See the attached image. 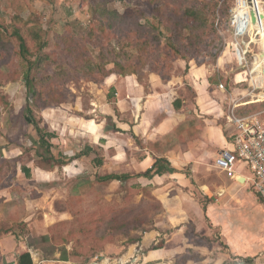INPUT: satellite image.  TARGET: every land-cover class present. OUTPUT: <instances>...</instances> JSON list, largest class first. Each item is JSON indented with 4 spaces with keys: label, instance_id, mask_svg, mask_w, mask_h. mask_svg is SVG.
Masks as SVG:
<instances>
[{
    "label": "rangeland",
    "instance_id": "rangeland-1",
    "mask_svg": "<svg viewBox=\"0 0 264 264\" xmlns=\"http://www.w3.org/2000/svg\"><path fill=\"white\" fill-rule=\"evenodd\" d=\"M235 4L236 0H0V128L4 123L16 130L11 137L14 140L22 134L27 137V130L31 128L23 82L27 63L19 55L17 41L10 34L14 28H20L32 48L30 35L26 36L31 27H37L45 41L40 53L51 54L57 62H64V58L69 61L64 65L69 77L59 80L49 77L56 69L53 65L42 75H47L46 78L35 84V91L40 95L33 97L35 107L31 117L42 133H51L41 116L45 109L60 107L68 112V122H58L62 128L65 125L70 129H65L66 141L54 144L55 147L67 144L65 147L86 148L87 144L78 141L73 133L80 124L74 116H89L81 111L79 103L85 108L87 100L84 98L90 94V84L102 80L98 78L94 82L71 72L72 58L61 54L54 45L55 36L63 31L73 36L76 51L82 52V57L89 55L93 59L103 51L109 59L112 57V50L109 49L111 53L106 51L109 45L112 48L117 39L122 43L129 41L133 51L129 69L135 70L141 81L152 71L185 81L189 67L199 68L209 77L208 91L212 98L221 101V104H213V111L218 106L223 111L218 117L221 124L225 125V115L235 104H238L235 109L248 114L260 113L264 120V90L255 88L256 73L259 71L262 75L264 70V31L258 29L260 35L253 34L252 42L248 35H237L232 23ZM102 5L119 13L130 7L140 8L142 16L137 23L127 17L114 29L108 28L98 21L96 11ZM185 7L202 8L207 14L209 29L197 39L186 37L185 29L180 37L179 27L185 24L181 16ZM252 29L248 24L246 33L251 35L255 31ZM171 35L178 42L172 41ZM168 39L178 46L185 61L172 55L166 44ZM235 40L247 49L245 65H240L235 58ZM141 43H144L143 48L139 49ZM33 52L27 56L30 61L36 56ZM112 66L108 63L105 67ZM33 73L38 75L32 68L30 75ZM219 84L223 88H219ZM184 86L182 95L192 101L194 92L189 85ZM54 133L51 134L57 137ZM38 140L33 161L42 169H55L59 178L50 184L37 183L35 188L32 182H15L18 192L14 193L17 197L14 202L23 209L11 216L4 209L0 217V236L13 235L44 264L64 258L70 264H243L242 258L228 252L218 230H209L205 223L198 225L195 216L168 218L162 202L151 193V185L142 186L135 177L110 184L98 180L100 175L94 174L93 169L80 176H61L63 165L47 161L48 155L43 159L44 145ZM95 152L97 156L99 151ZM1 164L9 165L5 160ZM7 170L5 168V172ZM45 191L46 198L39 201L37 198ZM25 200L36 202V206H30V216L23 215L24 208L28 207H24ZM200 200L204 203L206 198ZM176 219H182V223L178 224ZM162 246L170 249L169 257L144 260L149 252ZM0 264H7L1 255Z\"/></svg>",
    "mask_w": 264,
    "mask_h": 264
},
{
    "label": "crops",
    "instance_id": "crops-1",
    "mask_svg": "<svg viewBox=\"0 0 264 264\" xmlns=\"http://www.w3.org/2000/svg\"><path fill=\"white\" fill-rule=\"evenodd\" d=\"M187 72L185 81H177L173 75L161 79L151 72L145 81H139L135 74L111 73L101 83H91L90 94L84 98L87 100L85 108L79 103L81 111L89 116H74L80 124L73 133L78 141L93 150L62 164L60 175L80 176L93 169L98 175L135 177L142 186L151 185V193L162 202L168 218L195 216L198 225L205 223L209 230H218L228 252L242 258L243 264H264V202L250 185L251 173L247 167L237 163L233 177L229 178L214 166L216 155L231 148L234 128L227 121L225 125L219 122L218 117L223 112L219 106L213 111V104H221V101L212 98L208 91L209 77L199 68L189 67ZM185 84L194 92L192 101L182 95ZM111 89L114 92H110L112 96L108 99ZM176 99H179L178 109L173 105ZM67 115L60 107L41 113L48 132H55L57 136L50 139L52 145L66 141L65 129L69 127L62 128L58 122H68ZM15 132L4 123L0 128V217L4 209L9 216L23 209L14 202L17 198L14 193L18 192L16 183L32 182L35 188L37 183L50 184L59 178L55 169L45 170L35 164L36 151L31 137L22 134L14 140L11 137ZM55 146L51 148L52 153ZM95 150L99 151L97 156L102 158V164L92 162ZM24 152L28 155L25 159ZM1 160L9 165L1 166ZM157 160L159 162L153 166ZM22 165L29 169L28 177L22 172ZM159 167H163V171L155 174ZM5 168H8L6 172ZM148 169L150 176H142ZM113 182L116 180L109 181ZM46 195L45 191L37 199L41 201ZM202 197L206 198L204 203L200 202ZM25 202L24 207L29 209L24 208L23 215L30 216V206L36 202ZM176 220L182 223V219ZM24 251V243L15 240L13 235L0 236V255L5 263L15 264V257ZM169 252L170 249L162 246L143 258L163 259L169 257ZM31 258L33 264H44L33 253ZM48 264L70 263L58 260Z\"/></svg>",
    "mask_w": 264,
    "mask_h": 264
},
{
    "label": "trees",
    "instance_id": "trees-1",
    "mask_svg": "<svg viewBox=\"0 0 264 264\" xmlns=\"http://www.w3.org/2000/svg\"><path fill=\"white\" fill-rule=\"evenodd\" d=\"M106 2V0H103ZM97 17L99 23H101L103 26H106L108 28H115V25H117L120 22H123L125 18L129 17L134 23H137L138 18L142 16V10L140 8L136 7H130L126 9L123 13H119L117 10H108L104 5L102 7H99L97 9ZM182 21L185 22V24L182 27H179V34L180 37H183L184 29L186 30V37L197 39L204 31L208 30V17L207 14L202 10V8H195V7H185L183 9V12L181 14ZM180 23V22H179ZM177 23V24H179ZM1 27V26H0ZM165 29L168 30V27L165 26ZM169 31V30H168ZM11 36L14 37L17 41V47H18V53L21 56L23 60H26L27 68L25 73L23 74V82L26 88V110L28 115L30 116L29 123L30 129L27 130L28 135L32 139V144L35 145L36 140H38L39 144L44 145V150L42 153V158L48 159L47 161L52 162V164H65L70 162L71 160L78 158L84 154H88L90 151V147L86 145V148H75L73 146H67L62 149L56 147L54 153L51 152V148L53 145L50 143V140L52 137H54L51 133H44L41 132L40 127L36 122L33 121L32 117L34 112V95H40L39 92L35 91V84L37 82H41L43 79L46 78L47 75H42L50 66H55L56 69L53 70L52 74L49 75L51 78H56L57 80L69 75H66V70L64 69L65 64H69L68 58H64V62H57V60L49 53H40L41 50L45 47V41L41 38V31L37 27H31L27 30L26 36L28 34L30 35V40L32 41L33 47L28 45L26 37L22 34V30L20 28H14L10 32ZM174 35H171L169 37L172 41H174ZM55 46L59 50L61 54H65L67 57L72 58L73 66L71 67L72 73H77L80 78L88 79L91 81L96 82L98 78H102V80L108 76L111 73H116L119 75H127V74H135L139 81H141L139 75L136 74L135 70L129 69L131 66L130 63V57L133 55V51L131 48V45L129 41H125L126 43H122L120 39L116 40L115 45H112V48L110 45L106 49V51L112 50V57L107 59L105 55V51L103 53H99L95 59L90 57L89 55H86L82 57L80 51H76L75 46V39L73 36L67 32L63 31L61 34H57L55 36ZM83 38V37H82ZM178 38V37H176ZM123 40V39H122ZM126 40V39H124ZM178 42V41H174ZM122 43V44H120ZM144 43H141L138 45V48H143ZM167 47L172 51V55L174 57H179L180 59L185 61V57L181 55V51L178 48V46L173 45L170 40L168 39L166 41ZM130 48L129 51L127 49ZM110 49V50H109ZM33 50L35 51V58L33 61H30L27 59L28 55L33 54ZM138 56V55H137ZM138 59V57H137ZM67 62V63H66ZM111 63L113 66L110 69H106V64ZM69 66V65H68ZM33 68L34 72H37L38 75H30V71ZM186 69L188 68V64H186ZM154 73H157L161 79H168L170 76H161L160 73L156 71H152ZM102 80L99 82L101 83ZM98 83V84H99ZM113 89L109 90L107 97L110 99L112 96L110 92H112ZM114 92V91H113ZM173 105L176 109L180 107L179 99L174 100ZM234 114L237 116H244L248 113L240 111V109H234ZM251 114V113H250ZM26 150V149H25ZM25 153V152H24ZM45 154V155H44ZM2 161V160H1ZM4 161V160H3ZM6 161V160H5ZM92 162L94 164H102V158L101 157H94ZM159 162L157 160L153 166H155ZM163 167L157 168L154 173L160 174L163 169ZM21 170L24 173L25 176H29V169L25 167L24 165L21 166ZM142 176L148 177L150 176V169L145 171ZM130 178L127 174H105L100 175L98 177V180L101 181H120L124 182L127 181V179ZM62 260H66L65 258ZM15 264H33L31 254L29 251H24L18 254L15 257Z\"/></svg>",
    "mask_w": 264,
    "mask_h": 264
},
{
    "label": "built area",
    "instance_id": "built-area-1",
    "mask_svg": "<svg viewBox=\"0 0 264 264\" xmlns=\"http://www.w3.org/2000/svg\"><path fill=\"white\" fill-rule=\"evenodd\" d=\"M259 6L263 8V0H236L235 8L232 10V23L237 35L252 36L260 35L258 29L252 34L246 33V26L250 22V8L254 11L256 23L264 31V21L260 20ZM238 11L243 12V14ZM242 28V29H241ZM250 42H252V37ZM249 42V43H250ZM249 43L245 47H248ZM234 55L240 65L246 64V51L239 41L235 40L233 44ZM257 86L264 90L263 77L261 72L256 73ZM223 88L222 84L218 85ZM264 96V94H263ZM235 106L229 110L226 121L231 124L234 131L231 135V148L221 150L214 158V166L226 173L229 178L234 175V167L240 163L247 167L251 175L249 178L250 185L255 193L264 202V120L260 113H251L244 116L234 114Z\"/></svg>",
    "mask_w": 264,
    "mask_h": 264
},
{
    "label": "bare ground",
    "instance_id": "bare-ground-1",
    "mask_svg": "<svg viewBox=\"0 0 264 264\" xmlns=\"http://www.w3.org/2000/svg\"><path fill=\"white\" fill-rule=\"evenodd\" d=\"M251 9V8H250ZM240 14L242 13L243 14V12H241V11H238ZM259 13H260V20L262 21V24H263V21H264V9L263 8H261V6H259ZM249 25H251L252 26V28L253 29H259L260 30V32H262V28L259 26V24L258 23H256L255 21H251V19H250V22L248 23ZM242 29V28H241ZM252 29V30H253ZM263 33V32H262ZM263 36H262V45H263V48H264V34H262ZM261 46V45H260ZM263 61H264V59H263ZM264 65V64H263ZM263 69V68H262Z\"/></svg>",
    "mask_w": 264,
    "mask_h": 264
},
{
    "label": "water",
    "instance_id": "water-1",
    "mask_svg": "<svg viewBox=\"0 0 264 264\" xmlns=\"http://www.w3.org/2000/svg\"><path fill=\"white\" fill-rule=\"evenodd\" d=\"M251 21H256L255 13L252 9L249 10ZM263 83H264V70L262 71Z\"/></svg>",
    "mask_w": 264,
    "mask_h": 264
}]
</instances>
